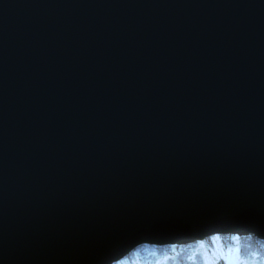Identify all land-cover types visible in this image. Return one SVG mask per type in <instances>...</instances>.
<instances>
[{
  "label": "water",
  "instance_id": "water-1",
  "mask_svg": "<svg viewBox=\"0 0 264 264\" xmlns=\"http://www.w3.org/2000/svg\"><path fill=\"white\" fill-rule=\"evenodd\" d=\"M215 232L264 239V0H0V264Z\"/></svg>",
  "mask_w": 264,
  "mask_h": 264
},
{
  "label": "trees",
  "instance_id": "trees-1",
  "mask_svg": "<svg viewBox=\"0 0 264 264\" xmlns=\"http://www.w3.org/2000/svg\"><path fill=\"white\" fill-rule=\"evenodd\" d=\"M216 238L219 245L221 247L223 246L222 248H224L225 245L230 249L236 246L240 251L239 254L232 258L233 264H264V241L257 237L244 235L237 237L229 236L228 238L236 239L235 243H231L230 241L232 240L224 241L223 237ZM227 242H230L231 244ZM165 248L170 252L172 251L171 253H173V255H166L160 248H158L160 251L157 255L142 254L138 264H210V255L207 252V247L200 243L165 246L163 250ZM126 259H128L129 262H126ZM125 260L118 261L116 264L134 263L130 255L127 256Z\"/></svg>",
  "mask_w": 264,
  "mask_h": 264
},
{
  "label": "rangeland",
  "instance_id": "rangeland-1",
  "mask_svg": "<svg viewBox=\"0 0 264 264\" xmlns=\"http://www.w3.org/2000/svg\"><path fill=\"white\" fill-rule=\"evenodd\" d=\"M200 241H199V243H200ZM206 241H209V239H207ZM202 242H204V241H202ZM196 243H198V242L196 241ZM185 245H188V244H185ZM177 246H178V244H177ZM164 247L165 246L159 247L158 245H149L148 246V244H139V245H137L133 249V251L131 253V255H133L134 258H135V262L134 263L138 264L140 262L141 255H142L140 253H144L146 251H151L153 253V255H157L158 252L161 249L164 254L169 255V256H171V254L173 255V253H171L172 251L170 252L166 248L163 250ZM158 248H160V249H158ZM207 252L210 255L209 256L210 264H233V262H231L229 260V258L227 257L228 256L227 251L224 248H222L219 245V243H217V245L215 247H213V249H207ZM125 258L126 257H122L121 260L123 261V260H125ZM125 261L126 262H129L128 259H126ZM112 264H116V262L115 263H112Z\"/></svg>",
  "mask_w": 264,
  "mask_h": 264
},
{
  "label": "bare ground",
  "instance_id": "bare-ground-1",
  "mask_svg": "<svg viewBox=\"0 0 264 264\" xmlns=\"http://www.w3.org/2000/svg\"><path fill=\"white\" fill-rule=\"evenodd\" d=\"M249 233H251V232H249ZM229 236H234V237H237V236H242L241 234H236V233H233V232H215V234L214 233H212L211 235H207V236H205V237H203V238H199V239H195V241H193V242H190V243H188V244H192V243H195L196 244V241L199 243V241H200V244H202L203 246H206L207 247V249H213V247H215L216 245H217V243H218V240H217V238L216 237H223V239H224V241H229V240H232V241H230L231 243H235V241H236V239L235 238H228ZM244 236H255V235H252V234H246V235H244ZM256 237V236H255ZM211 238V239H210ZM258 238V237H257ZM207 239H209V241H206ZM258 239H260V240H262V241H264V239H262V238H258ZM202 241H204V242H202ZM202 242V243H201ZM230 242H227V243H230ZM230 243V244H231ZM143 244H148V243H143ZM139 245V244H138ZM149 245H155V244H148V246ZM137 245H135L134 247H132L130 250H129V252L124 256V257H127V256H131L132 257V260H133V262H135V258H134V256L133 255H131V253H132V251H133V249L136 247ZM159 247H161V246H169V245H158ZM171 246V245H170ZM223 247V246H222ZM224 249L227 251V254H228V258H229V260L231 261V262H233V257L234 256H236L237 254H239V250H238V248L235 246V247H233L232 249H230V248H228L227 247V245H225V247H224ZM140 254H153L151 251H146V252H144V253H140ZM121 259H119L118 261H120ZM246 260V259H245ZM117 261V262H118ZM115 263V262H114ZM132 264H135V263H132Z\"/></svg>",
  "mask_w": 264,
  "mask_h": 264
}]
</instances>
